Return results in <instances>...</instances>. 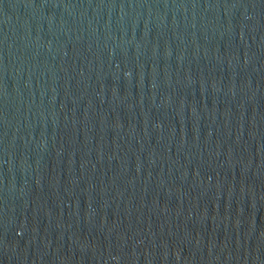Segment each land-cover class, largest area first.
<instances>
[{"label":"water","instance_id":"water-1","mask_svg":"<svg viewBox=\"0 0 264 264\" xmlns=\"http://www.w3.org/2000/svg\"><path fill=\"white\" fill-rule=\"evenodd\" d=\"M0 264H264V0H0Z\"/></svg>","mask_w":264,"mask_h":264}]
</instances>
